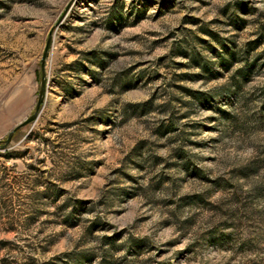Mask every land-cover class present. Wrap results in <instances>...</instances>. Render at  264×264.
I'll return each mask as SVG.
<instances>
[{"label":"rangeland","instance_id":"obj_1","mask_svg":"<svg viewBox=\"0 0 264 264\" xmlns=\"http://www.w3.org/2000/svg\"><path fill=\"white\" fill-rule=\"evenodd\" d=\"M0 264H264V0H0Z\"/></svg>","mask_w":264,"mask_h":264},{"label":"water","instance_id":"obj_2","mask_svg":"<svg viewBox=\"0 0 264 264\" xmlns=\"http://www.w3.org/2000/svg\"><path fill=\"white\" fill-rule=\"evenodd\" d=\"M48 43H49V39L46 40L45 42V46H44V49H43V52H42V55H41V58H40V84H39V89H38V94H37V98H36V102H35V106H34V110L32 113H30L28 116H26L23 120L19 121L18 123H16L6 134V137L2 140V143L0 144V147H3L5 143H7L13 133V131L22 126L23 124H25L26 122L30 121L31 119L34 118L35 116V113H36V109L38 107V104L43 96V90H44V73H43V59H44V56L46 54V50H47V46H48Z\"/></svg>","mask_w":264,"mask_h":264}]
</instances>
